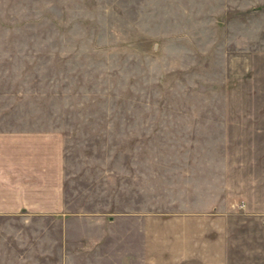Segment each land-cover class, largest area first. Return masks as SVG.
<instances>
[{
    "label": "rangeland",
    "instance_id": "1",
    "mask_svg": "<svg viewBox=\"0 0 264 264\" xmlns=\"http://www.w3.org/2000/svg\"><path fill=\"white\" fill-rule=\"evenodd\" d=\"M1 179L0 264H264V0H0Z\"/></svg>",
    "mask_w": 264,
    "mask_h": 264
},
{
    "label": "crops",
    "instance_id": "2",
    "mask_svg": "<svg viewBox=\"0 0 264 264\" xmlns=\"http://www.w3.org/2000/svg\"><path fill=\"white\" fill-rule=\"evenodd\" d=\"M10 185L9 184H4L2 179L0 180V204H1V202H5L4 199L9 197V193L8 192H10V190H6V189H10L8 187Z\"/></svg>",
    "mask_w": 264,
    "mask_h": 264
}]
</instances>
